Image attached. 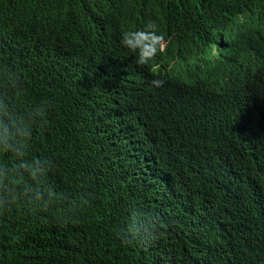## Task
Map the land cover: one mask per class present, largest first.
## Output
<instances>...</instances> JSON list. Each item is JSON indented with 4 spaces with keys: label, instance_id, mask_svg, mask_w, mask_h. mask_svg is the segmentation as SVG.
<instances>
[{
    "label": "trees",
    "instance_id": "obj_1",
    "mask_svg": "<svg viewBox=\"0 0 264 264\" xmlns=\"http://www.w3.org/2000/svg\"><path fill=\"white\" fill-rule=\"evenodd\" d=\"M0 103L61 194L0 208V264H264V0H0Z\"/></svg>",
    "mask_w": 264,
    "mask_h": 264
},
{
    "label": "clouds",
    "instance_id": "obj_2",
    "mask_svg": "<svg viewBox=\"0 0 264 264\" xmlns=\"http://www.w3.org/2000/svg\"><path fill=\"white\" fill-rule=\"evenodd\" d=\"M119 40L126 48L138 53L136 62L139 65H148L152 61V69L159 71L168 62V60H163L155 65L160 57L159 54L165 50L166 38L162 33L158 34V25L153 21H149L145 27L126 30L120 28ZM171 67L168 70H171ZM152 84L162 87L164 81L154 79ZM31 135L29 127L13 117L8 105L0 103V153L11 151L19 160L14 167H9L7 164L0 165V208L10 206L22 197H32L35 201H45L47 198V201H52L61 196L45 183L53 161L39 157L31 162L24 159L27 155L26 142ZM20 169L27 172L34 183L25 181ZM73 223H78V221Z\"/></svg>",
    "mask_w": 264,
    "mask_h": 264
}]
</instances>
